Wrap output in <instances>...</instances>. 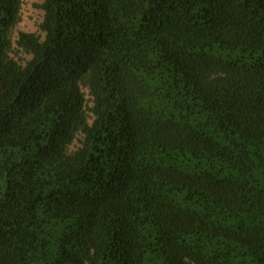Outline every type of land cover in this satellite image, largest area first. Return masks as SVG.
<instances>
[{
  "label": "trees",
  "instance_id": "16d2710c",
  "mask_svg": "<svg viewBox=\"0 0 264 264\" xmlns=\"http://www.w3.org/2000/svg\"><path fill=\"white\" fill-rule=\"evenodd\" d=\"M0 0V264H264V0Z\"/></svg>",
  "mask_w": 264,
  "mask_h": 264
},
{
  "label": "rangeland",
  "instance_id": "374dc122",
  "mask_svg": "<svg viewBox=\"0 0 264 264\" xmlns=\"http://www.w3.org/2000/svg\"><path fill=\"white\" fill-rule=\"evenodd\" d=\"M42 0H21V20L16 26L17 30L37 31L38 23L42 19V10L39 4Z\"/></svg>",
  "mask_w": 264,
  "mask_h": 264
}]
</instances>
